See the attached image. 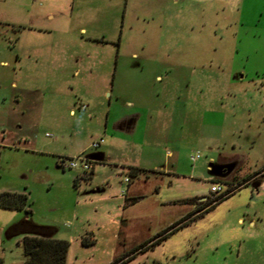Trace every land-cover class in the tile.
Returning <instances> with one entry per match:
<instances>
[{
  "label": "rangeland",
  "instance_id": "374dc122",
  "mask_svg": "<svg viewBox=\"0 0 264 264\" xmlns=\"http://www.w3.org/2000/svg\"><path fill=\"white\" fill-rule=\"evenodd\" d=\"M16 1L0 192L31 212L0 207V264H23L29 219L68 241L65 264H264V0ZM216 182L241 184L152 243Z\"/></svg>",
  "mask_w": 264,
  "mask_h": 264
},
{
  "label": "trees",
  "instance_id": "16d2710c",
  "mask_svg": "<svg viewBox=\"0 0 264 264\" xmlns=\"http://www.w3.org/2000/svg\"><path fill=\"white\" fill-rule=\"evenodd\" d=\"M141 171L146 172L144 169L136 167H133L131 169V172L133 174ZM76 181L77 178H75V182ZM240 184L241 183L236 184L235 188L239 187ZM227 196L228 195H218L217 197H215L214 199H210L209 201H200L201 203L196 207L193 213L184 215L179 220L172 223L167 229H165L162 236L157 235L152 243L161 240L167 231H172L175 226L182 225L185 221L191 220L204 210L213 207L218 202L225 199ZM0 207L9 209H23L26 207L25 212L27 214L31 212L29 205H27V195L24 192H0ZM13 229L16 232H20L23 234L21 239L24 256L23 264H65L66 253L69 245L68 241H66L65 239H58L41 234L43 232V229L34 224L30 219L28 223L14 225ZM144 245L145 244L140 245L133 252H135L139 248H142ZM131 256L132 255L122 260H127ZM114 264H118V261H115Z\"/></svg>",
  "mask_w": 264,
  "mask_h": 264
},
{
  "label": "built area",
  "instance_id": "2783aa9c",
  "mask_svg": "<svg viewBox=\"0 0 264 264\" xmlns=\"http://www.w3.org/2000/svg\"><path fill=\"white\" fill-rule=\"evenodd\" d=\"M102 141H103L102 138L96 141H92L91 146L94 148L98 147ZM198 157H199V153L195 152L190 155V160L194 162ZM76 166H80L81 169L83 170H87L90 168V164L87 162V160L82 155H77L75 157L70 158L67 161V167L71 168V167H76ZM125 181H128L127 177H125ZM234 189H235L234 185H227L224 182L213 183L211 184L210 189H209L210 196H208L207 198L204 197L203 200L214 199L218 195L230 194Z\"/></svg>",
  "mask_w": 264,
  "mask_h": 264
},
{
  "label": "crops",
  "instance_id": "0c3cea01",
  "mask_svg": "<svg viewBox=\"0 0 264 264\" xmlns=\"http://www.w3.org/2000/svg\"><path fill=\"white\" fill-rule=\"evenodd\" d=\"M4 1H7V0H4ZM8 1H10V0H8ZM14 2H15V4H16V0H14ZM21 4H22V2H21ZM2 63H5V61H1ZM157 78L159 77L158 75L156 76ZM232 77L233 78H235L236 77V75L235 74H233L232 75ZM240 77H241V74H240ZM160 92L159 91H157V94H156V96L157 97H159L160 96V94H159ZM107 94V93H106ZM147 98H149V100H145L146 102H148L149 101V103H142V104H139L138 103V105H139V107H141L142 109H145V108H147V109H149L150 110V108H151V104H150V100H151V95L149 96L148 95V97ZM133 102V100H131V99H126V103H127V105H129L130 103H132ZM141 105V106H140ZM143 106V107H142ZM138 107V106H137ZM7 116V115H6ZM6 118V117H5ZM153 168H150V172H156V171H161V167L158 165V166H155V165H153L152 166ZM253 176H256V174L255 175H253ZM203 198L204 197H199L198 198V201H203ZM239 221H240V218H239ZM253 221L252 220H250V223H252Z\"/></svg>",
  "mask_w": 264,
  "mask_h": 264
}]
</instances>
